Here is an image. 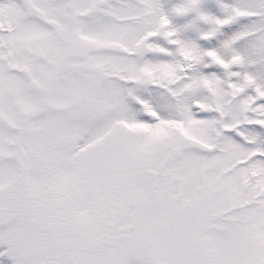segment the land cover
Instances as JSON below:
<instances>
[{
	"label": "snow or ice",
	"instance_id": "obj_1",
	"mask_svg": "<svg viewBox=\"0 0 264 264\" xmlns=\"http://www.w3.org/2000/svg\"><path fill=\"white\" fill-rule=\"evenodd\" d=\"M0 0V264H264V0Z\"/></svg>",
	"mask_w": 264,
	"mask_h": 264
},
{
	"label": "rangeland",
	"instance_id": "obj_2",
	"mask_svg": "<svg viewBox=\"0 0 264 264\" xmlns=\"http://www.w3.org/2000/svg\"><path fill=\"white\" fill-rule=\"evenodd\" d=\"M205 7L208 8L209 10L213 11V12L218 13V9L214 3V0H207Z\"/></svg>",
	"mask_w": 264,
	"mask_h": 264
}]
</instances>
